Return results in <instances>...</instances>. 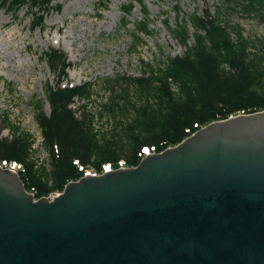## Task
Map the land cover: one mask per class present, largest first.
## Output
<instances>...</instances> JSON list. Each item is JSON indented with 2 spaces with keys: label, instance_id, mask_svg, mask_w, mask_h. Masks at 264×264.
<instances>
[{
  "label": "water",
  "instance_id": "obj_1",
  "mask_svg": "<svg viewBox=\"0 0 264 264\" xmlns=\"http://www.w3.org/2000/svg\"><path fill=\"white\" fill-rule=\"evenodd\" d=\"M0 264H264V111L50 200L0 168Z\"/></svg>",
  "mask_w": 264,
  "mask_h": 264
},
{
  "label": "trees",
  "instance_id": "obj_2",
  "mask_svg": "<svg viewBox=\"0 0 264 264\" xmlns=\"http://www.w3.org/2000/svg\"><path fill=\"white\" fill-rule=\"evenodd\" d=\"M53 1L0 0V9L46 10ZM135 4L140 7L142 18L133 24L134 51L142 44L141 38L151 36V23L142 0H129L122 7L123 26L128 25ZM224 6L228 11L239 8L247 13H264V0H224ZM220 13L212 17L205 11L185 19L176 12L174 28L167 22L165 25L184 53L157 66L144 63L137 78L118 76L105 80L109 99L96 116L80 112L76 117L68 108L74 98L91 99L90 83L55 90L47 85L50 116H46L40 103L33 105L46 163L37 166L32 158V137L20 132L18 125L10 124L7 116L1 122L12 139L0 138V161L22 166L18 177L26 191H36L37 197L50 196L62 192L69 182L78 181L83 176L80 167L100 172L104 165L116 168L121 161L136 167L143 159L144 148L157 154L212 122L264 111V94L254 89L264 78V37L261 52L250 53L248 41L240 35L236 40L231 38L230 25L223 22ZM43 22V15L32 14L30 27L34 30ZM188 25L194 31L191 45ZM42 59L51 71L63 73L70 69L60 51L49 49ZM104 117L114 121V127L111 131L95 130V118Z\"/></svg>",
  "mask_w": 264,
  "mask_h": 264
},
{
  "label": "rangeland",
  "instance_id": "obj_3",
  "mask_svg": "<svg viewBox=\"0 0 264 264\" xmlns=\"http://www.w3.org/2000/svg\"><path fill=\"white\" fill-rule=\"evenodd\" d=\"M128 2L54 0L46 10L40 8L31 11L22 7L10 12L0 9V138L12 139L11 132L1 122L7 116L10 124L18 125L20 132L32 137V158L38 167L46 163L47 155L41 146L42 138L33 118V105L40 103L46 116H50L47 85L55 90L90 83L93 90L91 99L82 101L74 98L68 108L76 117L80 112L96 116L109 99L108 90L103 85L105 80L118 76L137 78L144 63L157 66L168 58L184 53V48L169 35L165 25L167 22L168 26L174 28L176 12H180L185 19L195 13L202 15L205 11L217 17L221 12L223 22L230 25L231 38L236 40L240 35L248 41L250 53L261 52L260 43L264 37V18L261 15L264 13H247L239 8L228 11L224 0H142L151 23V36L141 38L142 44L134 51L133 24L141 20L142 12L135 4L128 25L124 27L121 10ZM35 13L43 15L44 22L41 27L32 30L30 23ZM188 30L191 45L194 31L190 25ZM49 49L64 54L70 69L63 73L51 71L42 59L43 53ZM254 89L264 94V78ZM113 127L114 121L108 120V117L94 120L97 131H111ZM153 154H156L153 150L143 151L142 158ZM9 165L0 167L8 171ZM130 168L134 167L119 163L116 168L107 167V171L103 168L90 176ZM85 170L90 171L84 169L85 175ZM11 171L18 174L22 169L13 165ZM26 192L33 196L34 201L41 198L50 200L61 193L37 197L36 191Z\"/></svg>",
  "mask_w": 264,
  "mask_h": 264
},
{
  "label": "built area",
  "instance_id": "obj_4",
  "mask_svg": "<svg viewBox=\"0 0 264 264\" xmlns=\"http://www.w3.org/2000/svg\"><path fill=\"white\" fill-rule=\"evenodd\" d=\"M51 198V197H50Z\"/></svg>",
  "mask_w": 264,
  "mask_h": 264
}]
</instances>
